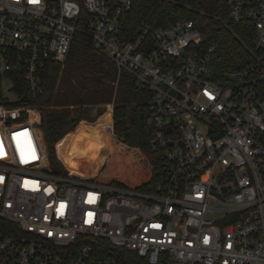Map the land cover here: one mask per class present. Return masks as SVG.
<instances>
[{"label":"built area","instance_id":"1","mask_svg":"<svg viewBox=\"0 0 264 264\" xmlns=\"http://www.w3.org/2000/svg\"><path fill=\"white\" fill-rule=\"evenodd\" d=\"M225 3L253 33V65L236 86L216 77V47H203L192 21L140 25L127 39L131 0H0V126L13 129L20 161L0 133V264H123L127 253L264 264V0ZM79 29L151 94L145 124L165 164L151 192L55 175L45 156L34 164L38 112L4 91H39L42 68L63 64Z\"/></svg>","mask_w":264,"mask_h":264},{"label":"trees","instance_id":"2","mask_svg":"<svg viewBox=\"0 0 264 264\" xmlns=\"http://www.w3.org/2000/svg\"><path fill=\"white\" fill-rule=\"evenodd\" d=\"M179 20L195 24L204 48L216 47L212 69L217 78L253 65L252 26L230 22L225 0H131L124 17L125 38L135 36L140 25L158 29ZM39 84V91L24 85L15 89L19 99L15 106L38 112V128L53 174L141 192L153 190L163 177L165 164L152 148L145 124L151 94L137 87L130 75L119 74L114 64L90 45L83 29L76 34L63 64L44 65ZM31 119H36L35 114ZM12 130L0 133L8 158L17 164ZM37 146L34 164L42 166L45 154ZM113 160H120L122 167ZM121 262L146 264L133 253L124 254Z\"/></svg>","mask_w":264,"mask_h":264},{"label":"rangeland","instance_id":"3","mask_svg":"<svg viewBox=\"0 0 264 264\" xmlns=\"http://www.w3.org/2000/svg\"><path fill=\"white\" fill-rule=\"evenodd\" d=\"M243 72H224L223 82L228 86H236L242 82V80L244 78ZM4 93L12 101H15L17 99L16 95L13 92L8 91L7 89L4 91ZM39 139H40V142L42 143V137L41 136L39 137ZM114 158L116 159V156ZM123 158H127V156L124 155ZM112 162H114L113 164H116V165H119L122 167V165H120V160H118V161L113 160ZM126 163L128 164V162H126Z\"/></svg>","mask_w":264,"mask_h":264},{"label":"crops","instance_id":"4","mask_svg":"<svg viewBox=\"0 0 264 264\" xmlns=\"http://www.w3.org/2000/svg\"><path fill=\"white\" fill-rule=\"evenodd\" d=\"M36 116H37V119H38V121H39V114H36ZM39 131L41 132V130L39 129ZM42 136V135H41ZM42 147H43V151H44V154H45V158H46V151H45V146H44V143H43V141H42ZM46 161H47V158H46Z\"/></svg>","mask_w":264,"mask_h":264},{"label":"bare ground","instance_id":"5","mask_svg":"<svg viewBox=\"0 0 264 264\" xmlns=\"http://www.w3.org/2000/svg\"><path fill=\"white\" fill-rule=\"evenodd\" d=\"M2 130L1 126H0V131Z\"/></svg>","mask_w":264,"mask_h":264}]
</instances>
